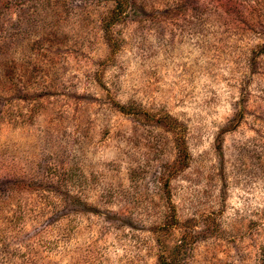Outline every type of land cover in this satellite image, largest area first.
Here are the masks:
<instances>
[{
	"label": "rangeland",
	"instance_id": "1",
	"mask_svg": "<svg viewBox=\"0 0 264 264\" xmlns=\"http://www.w3.org/2000/svg\"><path fill=\"white\" fill-rule=\"evenodd\" d=\"M120 1L0 0V264H264V0Z\"/></svg>",
	"mask_w": 264,
	"mask_h": 264
},
{
	"label": "trees",
	"instance_id": "2",
	"mask_svg": "<svg viewBox=\"0 0 264 264\" xmlns=\"http://www.w3.org/2000/svg\"><path fill=\"white\" fill-rule=\"evenodd\" d=\"M117 8L118 10L121 12L122 11V2L120 0H117ZM162 261V260H161ZM162 264H165L163 261H162Z\"/></svg>",
	"mask_w": 264,
	"mask_h": 264
}]
</instances>
